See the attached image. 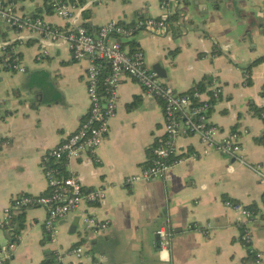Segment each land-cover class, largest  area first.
Wrapping results in <instances>:
<instances>
[{"label":"crops","instance_id":"1","mask_svg":"<svg viewBox=\"0 0 264 264\" xmlns=\"http://www.w3.org/2000/svg\"><path fill=\"white\" fill-rule=\"evenodd\" d=\"M65 1L74 12L73 22L93 33L113 19L130 25L162 14V0ZM196 1L181 0L176 5L168 33L139 31L126 46L143 49L150 68L163 64L164 82L179 94L204 79L218 81L223 94L211 111V122L219 130L216 140L238 132L242 154L264 170V60L253 65L264 59V44L256 41L252 46L244 39L247 20L234 9L216 10L206 0H200L199 6ZM254 1L241 0L239 7L251 13ZM5 2L20 18L68 25L54 10L48 12L45 0ZM182 16L188 28L183 25L174 31ZM0 36L25 68L24 73L9 72L0 61L1 220L15 197L49 193L42 159L85 120L89 63L75 61L65 42L45 40L6 22ZM133 42L138 46L133 47ZM118 92L117 116L107 140L95 154L67 165L87 191L107 188L105 199L84 202L67 223L60 221L56 242L45 232V208L18 211L10 229L0 228V250L17 241L7 264H55L56 250L68 253L76 245L87 252L82 264H264V258L258 260L241 242L238 214L225 205L239 203L255 213L245 226L252 235V248L264 254V183L234 159L215 150L205 154L199 138L175 140L176 157L183 156L184 161L172 167L165 179L125 186L127 178L150 165L153 147L166 138L165 120L162 102L146 96L136 81L125 78ZM192 153L198 157L190 158ZM84 214L96 217L105 228L82 239L80 222L72 234L71 225ZM168 218L171 248L162 251L156 235Z\"/></svg>","mask_w":264,"mask_h":264},{"label":"built area","instance_id":"2","mask_svg":"<svg viewBox=\"0 0 264 264\" xmlns=\"http://www.w3.org/2000/svg\"><path fill=\"white\" fill-rule=\"evenodd\" d=\"M55 13L63 18L68 25L57 27L41 18H20L13 12L11 5L0 0V31L4 22L10 27L26 30L51 42H65L69 45L73 59L77 62L88 61L86 72V89L89 98V110L85 120L76 132L71 134L57 147L48 151L42 159V168L49 187V193L39 196H18L4 210L0 220V228L10 229L15 214L24 209L45 208L47 219L45 232L51 242H56L59 235L58 223L66 216L75 213L84 202L97 204L106 197L107 188L87 191L83 180L68 168V164L86 154H95L107 140L111 121L117 116L119 105L118 88L125 78L136 81L146 96L157 99L163 104L165 120V139L152 149L150 165L139 175L126 179L125 186L136 182H153L165 179L172 167L184 161L183 156L176 157L174 142L179 137L194 136L199 138L205 147V154L215 150L255 173L264 183V170L260 165L247 161L242 154L240 134L231 133L226 139L218 142V128L211 122V111L223 94L221 84L212 81L205 90H193L185 94L177 93L167 85L157 72L148 67L145 52L141 48H127L125 42H131L139 31L166 32L174 23L169 19L174 15L173 9L181 0H162L160 17H148L127 25L118 20H110L93 33L88 28L76 25L74 12L65 0H51ZM183 17V16H182ZM180 17L176 26L184 28ZM174 27V28H175ZM9 46L0 36V54H5ZM3 61L4 68L9 72L24 73L21 58L13 53ZM264 109V96H263ZM264 119V112H263ZM198 154H190L195 159ZM225 205L237 214V223L242 228L240 240L249 249V253L258 260L264 254L252 248V235L245 226L256 215L242 204L227 201ZM264 216V209L262 210ZM157 235L160 237L162 251L171 248L173 230L169 218ZM81 235L84 239L88 234H99L105 224L96 217L84 214L81 219ZM17 241H12L0 250V264H7ZM87 252L82 245H76L70 252L55 251V264H82Z\"/></svg>","mask_w":264,"mask_h":264},{"label":"water","instance_id":"3","mask_svg":"<svg viewBox=\"0 0 264 264\" xmlns=\"http://www.w3.org/2000/svg\"><path fill=\"white\" fill-rule=\"evenodd\" d=\"M78 2L82 3L84 0H77ZM241 0H206L207 4H209L211 7L218 10L220 7H228L230 9H234L236 12V15L239 17H244L247 20V31L245 33L244 39H247L252 46H256L258 41L260 44H264V0H256L253 2L254 11L251 13L245 12V10L240 9L239 3ZM200 0L196 1V5L199 6ZM183 4V3H182ZM207 4L206 5L207 7ZM201 6V5H200ZM207 13V12H206ZM183 24L186 28L188 25V20L186 16H183ZM181 25V24H180ZM178 25L174 28V31L178 32V29H181V27ZM154 72H157L159 77L162 79H166L167 75L165 73V70L163 68V64L159 63L154 65L151 68ZM62 221L65 223L68 222V216H66ZM170 226L172 228V222L169 218ZM80 224V218H76V220L71 225L72 231L71 233L74 234L77 231V228ZM156 242H157V248L160 249V237L156 235Z\"/></svg>","mask_w":264,"mask_h":264},{"label":"trees","instance_id":"4","mask_svg":"<svg viewBox=\"0 0 264 264\" xmlns=\"http://www.w3.org/2000/svg\"><path fill=\"white\" fill-rule=\"evenodd\" d=\"M46 1V9L48 10V12H52L53 11V8L51 6V0H45ZM175 18V16H173ZM173 17H170V18H173ZM133 47L135 46H138L135 42H133L132 44ZM14 55L12 54L10 48H8L7 52L4 54V56L2 58H0V61H4L6 58L8 57H13ZM264 59H260V60H257L253 63V65H258L261 61H263ZM212 80H208V79H204L202 82H200L199 84H197L192 90H190L189 92L193 91V90H204L206 85L211 83ZM139 102V100H137L134 104H137ZM50 263H51V260H50Z\"/></svg>","mask_w":264,"mask_h":264}]
</instances>
